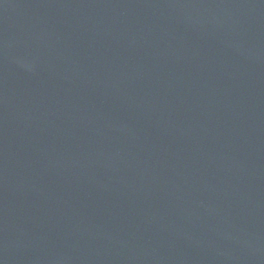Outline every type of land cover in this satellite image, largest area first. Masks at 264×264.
Returning a JSON list of instances; mask_svg holds the SVG:
<instances>
[{
	"label": "water",
	"instance_id": "obj_1",
	"mask_svg": "<svg viewBox=\"0 0 264 264\" xmlns=\"http://www.w3.org/2000/svg\"><path fill=\"white\" fill-rule=\"evenodd\" d=\"M0 264H264V0H0Z\"/></svg>",
	"mask_w": 264,
	"mask_h": 264
}]
</instances>
